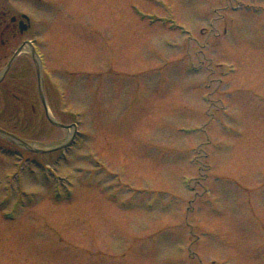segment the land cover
I'll use <instances>...</instances> for the list:
<instances>
[{"label": "rangeland", "instance_id": "374dc122", "mask_svg": "<svg viewBox=\"0 0 264 264\" xmlns=\"http://www.w3.org/2000/svg\"><path fill=\"white\" fill-rule=\"evenodd\" d=\"M12 4L78 128L0 97L6 131L69 140L0 134V264H264V0Z\"/></svg>", "mask_w": 264, "mask_h": 264}, {"label": "flooded vegetation", "instance_id": "af4514ba", "mask_svg": "<svg viewBox=\"0 0 264 264\" xmlns=\"http://www.w3.org/2000/svg\"><path fill=\"white\" fill-rule=\"evenodd\" d=\"M12 2L0 0V77L5 72L0 78V97L3 104L13 99L17 108H28L31 102L35 112L44 108L40 93L43 71L38 69L42 32L34 27L29 14Z\"/></svg>", "mask_w": 264, "mask_h": 264}, {"label": "water", "instance_id": "95a60500", "mask_svg": "<svg viewBox=\"0 0 264 264\" xmlns=\"http://www.w3.org/2000/svg\"><path fill=\"white\" fill-rule=\"evenodd\" d=\"M48 117H49V120H50L54 125L59 126V127H65V128L68 127V126H63V125H61L60 123L56 122V121H55L50 115H48ZM0 133L3 134V135H6V136L9 137L10 139H12L14 142L19 143V144L23 145L24 147L29 148V149L32 150V151H36V152H47V151H50V150H41V149H37V148H35V147L29 145L27 142H25V141H23V140H21V139H18L16 136H14V135H12V134H8V133H6L5 131H3V130H1V129H0ZM67 145H68V143H66L64 146H67ZM53 150H56V148L53 149Z\"/></svg>", "mask_w": 264, "mask_h": 264}, {"label": "bare ground", "instance_id": "6f19581e", "mask_svg": "<svg viewBox=\"0 0 264 264\" xmlns=\"http://www.w3.org/2000/svg\"><path fill=\"white\" fill-rule=\"evenodd\" d=\"M72 131V129L70 130V132ZM72 134H73V131H72Z\"/></svg>", "mask_w": 264, "mask_h": 264}]
</instances>
